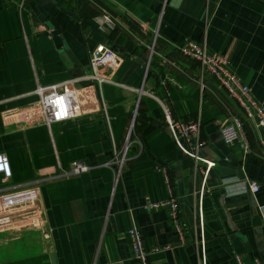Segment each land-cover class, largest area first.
Instances as JSON below:
<instances>
[{
    "label": "crops",
    "instance_id": "1",
    "mask_svg": "<svg viewBox=\"0 0 264 264\" xmlns=\"http://www.w3.org/2000/svg\"><path fill=\"white\" fill-rule=\"evenodd\" d=\"M102 15L111 26L102 27ZM186 41L220 55L264 108V0H0V155L11 172L4 188L24 187L33 197L0 235V264H135L128 212L147 251L168 247L150 253L149 264H199L198 211L205 264H236L235 257L264 264V132L197 63L180 57ZM98 44L119 58L111 73L118 86L100 88L104 110L95 86L79 80L77 115L46 129L35 88L88 74V52ZM144 93L173 119L198 121L200 156L214 163L204 181L201 164L178 153L161 109ZM133 118L141 149L128 147L114 185L102 165ZM234 118L241 140L225 146L218 131ZM72 162L88 170L62 177ZM249 182L259 186L255 194ZM168 188L182 242L166 210L141 208L167 199Z\"/></svg>",
    "mask_w": 264,
    "mask_h": 264
},
{
    "label": "built area",
    "instance_id": "2",
    "mask_svg": "<svg viewBox=\"0 0 264 264\" xmlns=\"http://www.w3.org/2000/svg\"><path fill=\"white\" fill-rule=\"evenodd\" d=\"M100 22L102 27L112 25L111 19L102 15ZM102 32V30H101ZM181 58L193 61L198 64L200 71H205L208 76L214 79L219 86L232 97L241 108L244 116L253 121L256 129L264 132V108L260 104L253 101L249 96V90L242 85L234 75L228 73L225 66V60L216 53H209L203 47V44L197 45L191 41H186L177 50ZM119 58L112 47L105 44H98L88 52V74L79 78L72 79L58 85L49 87L37 86L34 90V95L37 97V109L41 114L42 123L46 129L52 124L62 123L74 118L77 115V109L74 101L73 84L79 80L92 83L96 90L100 101L101 110H104V105L101 100L100 88L103 85L114 84L111 81V73L117 67ZM115 86H118L114 84ZM120 87V86H119ZM145 94V93H144ZM151 99L155 100L162 111V120L164 127L170 137L173 146L179 154L193 160L195 163L201 164V168H196L201 175L202 181L206 178L208 171L213 167L214 163L205 160L200 156L201 149L204 146L203 141L199 140V123L198 121L183 122L178 119H173L163 103L151 95L145 94ZM134 118L131 120L128 132L125 136L124 143L121 148L116 149L111 144L110 159L102 166L110 168L113 172V184L115 185L119 179L120 171L126 162V153L130 145H135L141 149V144L138 139L133 138ZM220 140L225 146L236 145L241 140L242 122L240 119L234 118L228 124L221 127L218 131ZM246 151V149H243ZM88 168L79 162H72L69 164V170L61 176L78 175L84 173ZM11 172L6 157L0 155V235L9 231L12 223L16 219L23 217V213L32 208L33 197L30 196L29 190L24 187L19 188H4V184L10 178ZM248 190L251 194H255L259 190L256 183L249 182ZM18 189V190H17ZM167 199L159 202H151L145 200L142 209L145 211H152L164 209L169 215V219L173 225L175 235L180 242L184 236L177 215V203L171 195V189L168 188ZM40 215V214H39ZM200 215V216H199ZM129 226L126 229L125 237L130 253L131 260L135 264H149L148 256L150 253H156L159 250H167L165 246L162 249L153 248L147 251L144 248L143 240L140 232L134 226L128 212ZM198 225H199V249H200V263H204L203 256V234L201 225V211H198ZM40 229L43 238H47V232L40 224ZM0 239V244H1ZM264 248V243H263ZM236 264H242L238 257L234 258ZM252 264H260L258 261H253Z\"/></svg>",
    "mask_w": 264,
    "mask_h": 264
},
{
    "label": "water",
    "instance_id": "3",
    "mask_svg": "<svg viewBox=\"0 0 264 264\" xmlns=\"http://www.w3.org/2000/svg\"><path fill=\"white\" fill-rule=\"evenodd\" d=\"M51 36H52V41H53L54 46L56 48H60L62 46V43H61V40L59 38L58 33L56 31H52L51 32ZM63 58H66V56H63ZM196 230H197V240H199V225H197V229Z\"/></svg>",
    "mask_w": 264,
    "mask_h": 264
},
{
    "label": "trees",
    "instance_id": "4",
    "mask_svg": "<svg viewBox=\"0 0 264 264\" xmlns=\"http://www.w3.org/2000/svg\"><path fill=\"white\" fill-rule=\"evenodd\" d=\"M85 7H86V4L84 5ZM80 20H82V19H80ZM109 35V34H108Z\"/></svg>",
    "mask_w": 264,
    "mask_h": 264
}]
</instances>
